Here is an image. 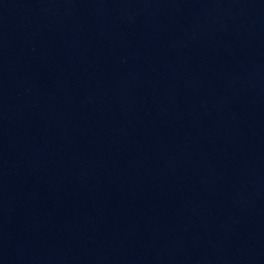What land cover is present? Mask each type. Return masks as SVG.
<instances>
[{"label":"water","instance_id":"95a60500","mask_svg":"<svg viewBox=\"0 0 264 264\" xmlns=\"http://www.w3.org/2000/svg\"><path fill=\"white\" fill-rule=\"evenodd\" d=\"M0 264H264V0H0Z\"/></svg>","mask_w":264,"mask_h":264}]
</instances>
